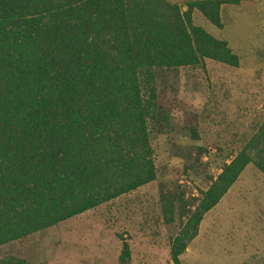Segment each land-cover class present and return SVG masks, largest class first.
Instances as JSON below:
<instances>
[{
    "label": "trees",
    "instance_id": "trees-1",
    "mask_svg": "<svg viewBox=\"0 0 264 264\" xmlns=\"http://www.w3.org/2000/svg\"><path fill=\"white\" fill-rule=\"evenodd\" d=\"M240 1L188 0L181 10L167 0H0V246L155 179L153 69L204 59L237 67L191 13L221 28L220 6ZM247 164L264 175V116L199 197L181 200L172 264ZM160 199L169 221L171 200ZM117 259L129 260L125 241Z\"/></svg>",
    "mask_w": 264,
    "mask_h": 264
},
{
    "label": "rangeland",
    "instance_id": "rangeland-1",
    "mask_svg": "<svg viewBox=\"0 0 264 264\" xmlns=\"http://www.w3.org/2000/svg\"><path fill=\"white\" fill-rule=\"evenodd\" d=\"M184 10L188 0H167ZM221 28L198 10L192 23L224 40L237 67L154 68L156 112L147 119L155 179L92 209L0 246L29 264H172L169 241L199 197L264 116V0L222 4ZM163 113L167 115L162 119ZM184 177L187 183H180ZM161 197L171 200V220ZM129 260L118 262L121 242ZM181 264H264V175L247 164L197 226Z\"/></svg>",
    "mask_w": 264,
    "mask_h": 264
},
{
    "label": "built area",
    "instance_id": "built-area-1",
    "mask_svg": "<svg viewBox=\"0 0 264 264\" xmlns=\"http://www.w3.org/2000/svg\"><path fill=\"white\" fill-rule=\"evenodd\" d=\"M180 183H182V182H184V183H187V181L185 180V178L184 177H181V179H180V181H179Z\"/></svg>",
    "mask_w": 264,
    "mask_h": 264
},
{
    "label": "crops",
    "instance_id": "crops-1",
    "mask_svg": "<svg viewBox=\"0 0 264 264\" xmlns=\"http://www.w3.org/2000/svg\"><path fill=\"white\" fill-rule=\"evenodd\" d=\"M218 171H220V169H219ZM228 189H229V188H228ZM228 189H227V190H228ZM226 192H227V191H226Z\"/></svg>",
    "mask_w": 264,
    "mask_h": 264
}]
</instances>
